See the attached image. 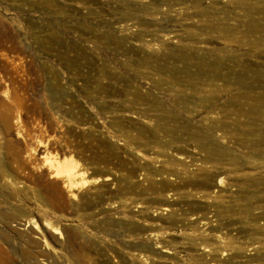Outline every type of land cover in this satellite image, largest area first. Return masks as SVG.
<instances>
[{
	"label": "rangeland",
	"instance_id": "374dc122",
	"mask_svg": "<svg viewBox=\"0 0 264 264\" xmlns=\"http://www.w3.org/2000/svg\"><path fill=\"white\" fill-rule=\"evenodd\" d=\"M215 1L0 0V264H264V0Z\"/></svg>",
	"mask_w": 264,
	"mask_h": 264
},
{
	"label": "bare ground",
	"instance_id": "6f19581e",
	"mask_svg": "<svg viewBox=\"0 0 264 264\" xmlns=\"http://www.w3.org/2000/svg\"><path fill=\"white\" fill-rule=\"evenodd\" d=\"M179 1H181V4H182V0H179ZM187 1V0H186ZM212 1V0H211ZM214 2H216L215 0H213ZM218 1V0H217ZM223 1V0H222ZM237 1V0H236ZM174 2H176V1H174ZM185 2V1H184ZM194 2V1H193ZM192 2V3H193ZM196 2V1H195ZM207 2V1H206ZM213 2V3H214ZM227 2V1H226ZM171 3V2H170ZM179 3V2H178ZM177 3V4H178ZM213 3H211V4H213ZM225 3V2H224ZM176 4V3H175ZM180 4V3H179ZM180 4V5H181ZM184 4V3H183ZM196 4V3H195ZM216 4H217V2H216ZM226 4V3H225ZM224 4V5H225ZM243 4V3H242ZM248 4V3H247ZM161 5V4H160ZM166 5V4H165ZM168 5V4H167ZM170 5V4H169ZM173 5V4H172ZM214 5V4H213ZM219 6H220V4H218ZM163 6V5H162ZM162 6H160V7H162ZM176 5H174V7H175ZM202 6V5H201ZM204 6V5H203ZM221 6H223V5H221ZM159 7V6H158ZM191 7H193L194 8V6L192 5ZM205 7V6H204ZM225 7H227V6H225ZM239 7V5H234V7H233V9L234 8H238ZM171 8V7H170ZM184 8V7H183ZM148 9V8H147ZM158 9V8H157ZM160 9V8H159ZM178 9V8H177ZM180 9H182V8H180ZM219 9H220V7H219ZM161 10V9H160ZM166 10V9H165ZM172 10V9H171ZM183 10V9H182ZM185 10V9H184ZM183 10V11H184ZM189 10V9H188ZM192 10V9H191ZM167 11V10H166ZM169 11V10H168ZM167 11V12H168ZM174 11V10H173ZM157 12H159V11H157ZM163 12V11H162ZM172 12V11H171ZM186 12V11H185ZM195 12H197V11H194V13ZM220 13H222L223 11L221 10V11H219ZM154 13V12H153ZM156 13V12H155ZM166 13V12H165ZM182 13V12H181ZM192 13V12H191ZM161 14V13H160ZM186 15H187V13H186ZM176 16V15H175ZM172 17V16H171ZM174 17V16H173ZM128 18V17H127ZM207 18V17H206ZM166 20H167V18H165ZM188 19V18H187ZM165 21V20H164ZM167 21H169V20H167ZM173 21V20H172ZM190 21V20H189ZM197 24H199V23H197ZM204 24V23H203ZM205 25V24H204ZM121 27V26H120ZM158 27H159V25H158ZM127 28V27H126ZM156 29H158V28H156ZM126 30V29H125ZM206 30H207V28H206ZM160 32H161V29L159 30ZM165 31H167L168 32V30H165ZM210 31V30H209ZM124 32V31H123ZM164 32V31H163ZM157 33V32H156ZM170 33V32H169ZM212 33H214V32H212ZM158 34V33H157ZM159 34H162V36H165V35H163V33H159ZM166 34H168V33H166ZM129 35V34H128ZM144 35V34H143ZM155 35V34H154ZM154 35H153V37H154ZM184 35V34H183ZM161 36V37H162ZM172 36V35H171ZM133 37V36H132ZM143 37V36H142ZM141 37V38H142ZM157 37V36H156ZM139 38V37H138ZM165 38V37H164ZM167 38H168V36H167ZM169 38H170V36H169ZM140 39V38H139ZM152 39V38H151ZM158 39H159V37H158ZM143 40V39H142ZM154 40V39H153ZM170 41V40H169ZM131 42V41H130ZM143 42V41H142ZM145 42V41H144ZM135 43V42H134ZM159 43H162V42H159ZM122 45H123V43H122ZM128 45V44H127ZM155 45V44H154ZM167 45H168V43H167ZM180 46V45H179ZM184 46V45H183ZM183 46H181V47H183ZM156 47V46H155ZM159 47V46H158ZM157 47V48H158ZM180 47V48H181ZM161 48V47H160ZM184 48V47H183ZM188 46H187V49H185V50H188ZM162 49V48H161ZM172 49V48H171ZM177 50H179V49H177ZM173 51V50H172ZM183 52H186V51H184V49H183ZM188 52V51H187ZM186 52V53H187ZM184 54V53H183ZM194 55V54H193ZM169 56V55H168ZM178 56V55H177ZM186 57V56H185ZM190 57V56H189ZM202 65H203V63H202ZM78 168V163L72 158V157H70V158H64V159H62L61 161H60V170H58L57 172H56V175L58 176V175H60V174H62V173H67V174H72L74 171H76V169ZM84 175V174H83ZM84 177V176H83ZM84 179V178H83ZM96 180V179H95ZM88 182H86V183H89V181L90 180H87ZM97 181V180H96ZM39 227H38V225H35L34 226V229H38ZM46 228L47 229H49L50 230V233L51 234H53L54 236H60V235H62L61 234V232H60V230L58 229V228H55V227H47L46 226ZM165 252V251H164ZM257 253V252H256ZM261 254V253H260ZM255 255V254H254ZM256 256V255H255ZM262 256V255H261ZM264 256V255H263ZM253 258H255V257H253ZM263 258V257H262ZM259 259V258H258ZM260 259H261V257H260ZM259 259V260H260ZM257 260V259H256ZM251 261H253V260H251Z\"/></svg>",
	"mask_w": 264,
	"mask_h": 264
},
{
	"label": "water",
	"instance_id": "95a60500",
	"mask_svg": "<svg viewBox=\"0 0 264 264\" xmlns=\"http://www.w3.org/2000/svg\"><path fill=\"white\" fill-rule=\"evenodd\" d=\"M105 178L107 177L106 174H103V173H94V174H91L89 176V179H93V178ZM145 252H148V251H145Z\"/></svg>",
	"mask_w": 264,
	"mask_h": 264
}]
</instances>
